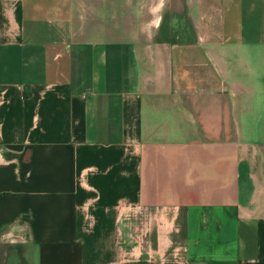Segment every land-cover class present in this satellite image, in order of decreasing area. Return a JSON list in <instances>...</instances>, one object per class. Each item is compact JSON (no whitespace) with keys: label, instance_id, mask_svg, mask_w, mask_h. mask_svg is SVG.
<instances>
[{"label":"crops","instance_id":"1","mask_svg":"<svg viewBox=\"0 0 264 264\" xmlns=\"http://www.w3.org/2000/svg\"><path fill=\"white\" fill-rule=\"evenodd\" d=\"M0 264H264V0H0Z\"/></svg>","mask_w":264,"mask_h":264}]
</instances>
